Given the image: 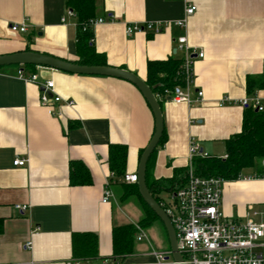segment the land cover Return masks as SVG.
I'll list each match as a JSON object with an SVG mask.
<instances>
[{"label":"crops","instance_id":"1","mask_svg":"<svg viewBox=\"0 0 264 264\" xmlns=\"http://www.w3.org/2000/svg\"><path fill=\"white\" fill-rule=\"evenodd\" d=\"M96 1L97 18L107 22L94 28V45L110 67L146 82L149 62L183 57L176 52L183 35L195 55L205 56L194 65L193 89L195 98L203 92L204 102L190 106L162 100L167 140L157 147L153 178L171 180L193 168L191 138L208 158L227 159V141L243 130L245 109L238 103L249 96L247 78L264 73V0ZM188 4L197 10L180 29L175 22L186 17ZM67 10L66 0H0V55L30 49L77 61L76 17L62 23ZM146 22L163 23L164 31L126 35L128 25ZM23 23L26 32L11 31L12 24ZM18 68H0V264H102L114 257L113 230L130 224L137 232L134 250L117 257L122 264H149L153 251L171 252L161 220L142 227V203L136 197L122 199L127 192L123 179H114V198L102 203L111 173L109 145L128 147L126 174H137L141 153L155 132V117L139 89L114 77L39 69L42 81H54L55 93L75 103H60L50 113L40 103V87L20 79ZM255 95L264 102V89ZM224 99L229 101L221 105ZM17 158L28 160L27 166L16 167ZM72 162L86 165L90 185L71 184ZM187 177L173 186L185 184ZM167 187L158 193L160 201L174 189ZM221 201L229 219L264 220V160L227 181ZM16 205L29 208L22 215ZM140 230L142 241L137 240ZM87 232L98 236L99 254L84 262L73 256L72 239L74 233Z\"/></svg>","mask_w":264,"mask_h":264},{"label":"built area","instance_id":"2","mask_svg":"<svg viewBox=\"0 0 264 264\" xmlns=\"http://www.w3.org/2000/svg\"><path fill=\"white\" fill-rule=\"evenodd\" d=\"M197 6L188 4L185 8V18L175 22L180 29H186L187 19L195 15ZM69 17H76L75 13L68 9L62 23H66ZM115 17L110 16L109 21ZM106 19L95 18L90 20L86 28L94 30ZM12 32L23 33L28 30L27 24H12ZM164 31V24L160 22H146L131 24L126 27V35L131 37L139 32H146L152 35ZM95 41V36L91 40ZM176 52L182 54L183 63L180 67V75L184 80L183 85H178L170 93L169 98L176 105L187 104L190 106L204 102L203 92L199 91L197 97H193L195 71L194 65L197 59L204 58V53L195 55L194 50L187 42L185 35L177 39ZM43 69L41 67L38 68ZM16 75L27 83H33L40 87V103L53 113L56 105L66 103L74 106L71 100L64 101L61 96L55 93L54 81H42L39 73L29 74L25 66H19ZM224 99L221 105L228 102ZM242 108L251 107L256 111H264V102L256 95L246 96L238 103ZM189 158H208L201 144L191 138L189 141ZM28 160L17 158L13 161L16 167H26ZM185 184L174 188L167 197L168 201L162 199L160 202L168 217H170L174 230L176 231L177 245L182 254L184 264H264V220L256 221L249 217L246 221L229 219L222 211V193L225 183L221 177L197 176L193 169L188 171ZM116 175L110 173L106 182L102 203H109L114 198L112 183ZM241 178V177H240ZM137 174L125 175L123 182L137 183ZM24 215L29 206H15ZM141 236L137 238L142 241L144 233L140 230ZM31 242L26 247L29 248ZM154 262L149 264H176L171 260V252L153 251ZM79 264V263H77ZM102 264H122L118 259H104Z\"/></svg>","mask_w":264,"mask_h":264},{"label":"trees","instance_id":"3","mask_svg":"<svg viewBox=\"0 0 264 264\" xmlns=\"http://www.w3.org/2000/svg\"><path fill=\"white\" fill-rule=\"evenodd\" d=\"M66 2L67 8L72 10L76 16L77 61H74V63L89 66H109L106 57L98 53L94 43L91 42L94 38V32L86 28L90 20L98 17L97 1L66 0ZM28 51L31 50L29 49ZM182 63L183 58H169L167 61L148 63L146 84L153 90L160 105L162 104V100L169 97L175 87L184 84V80L179 71ZM25 68L29 74L38 72V67L36 66L27 65ZM246 84L248 95L254 96L257 89H264V73L257 77H248ZM244 113L242 132L234 135L227 141V159H220L217 157H195L192 161V169L197 176H218L226 181H231L233 179H239L244 170L252 168L257 161L264 160V111H256L248 107L245 108ZM166 140L167 134L164 129L159 146L164 145ZM109 146L108 160L110 171L116 175V178L123 179L125 175H127L128 147L122 144H110ZM142 154L143 152L141 156ZM155 154L156 151L150 157L147 165V186L150 188L155 200L160 202L158 193H161L163 190H170L167 186L172 187V189L175 188L173 186L175 182H177L181 176L182 179L186 178L188 171L183 173L179 172L178 175H182L180 177L175 176L171 180L156 181L152 174V169L155 165ZM70 176L72 185L85 186L92 183V176L88 168L81 162L71 163ZM123 183L121 187L126 189L127 192H124L122 199L127 200L129 197H136L143 205L145 215L140 225L145 227L149 225L152 220H159L160 218L156 216L149 205L142 200L137 183ZM1 225L0 222V231L2 230ZM136 234V227L131 224L129 226L116 227V229L113 230V259L131 254L134 250L133 246ZM98 246V236L94 233H74L73 235V256L80 261L88 262L96 259L99 254Z\"/></svg>","mask_w":264,"mask_h":264},{"label":"water","instance_id":"4","mask_svg":"<svg viewBox=\"0 0 264 264\" xmlns=\"http://www.w3.org/2000/svg\"><path fill=\"white\" fill-rule=\"evenodd\" d=\"M32 65L41 68H48L58 70L64 73L76 75H89V76H103L114 77L122 80H127L139 89L145 100L148 102L152 114L155 117V132L148 142V146L144 149L138 167V188L142 200L149 205L152 211L160 218L165 230L168 234L169 246L171 247V257L176 264H184L182 254L177 245L176 231L173 228L170 217L167 216L164 208L160 202H157L152 195L150 188L147 186V165L152 154L157 150L160 145L159 142L164 133V117L160 102L155 97L153 90L146 84L144 80L139 78L136 74L116 68L113 66H89L79 65L69 60H62L56 56H51L41 52L24 51L19 53H12L9 55H0V67L9 66H27Z\"/></svg>","mask_w":264,"mask_h":264},{"label":"rangeland","instance_id":"5","mask_svg":"<svg viewBox=\"0 0 264 264\" xmlns=\"http://www.w3.org/2000/svg\"><path fill=\"white\" fill-rule=\"evenodd\" d=\"M162 197L165 199V201H168V198H167V194L166 193H163L162 194Z\"/></svg>","mask_w":264,"mask_h":264}]
</instances>
